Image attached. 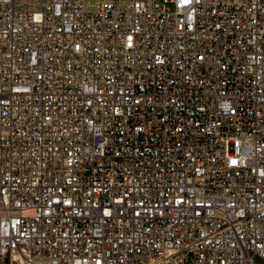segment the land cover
<instances>
[{"label": "built area", "instance_id": "obj_1", "mask_svg": "<svg viewBox=\"0 0 264 264\" xmlns=\"http://www.w3.org/2000/svg\"><path fill=\"white\" fill-rule=\"evenodd\" d=\"M0 264H264V0H0Z\"/></svg>", "mask_w": 264, "mask_h": 264}]
</instances>
